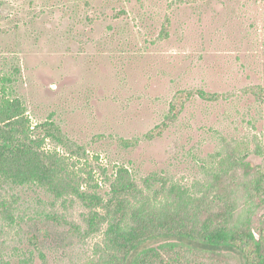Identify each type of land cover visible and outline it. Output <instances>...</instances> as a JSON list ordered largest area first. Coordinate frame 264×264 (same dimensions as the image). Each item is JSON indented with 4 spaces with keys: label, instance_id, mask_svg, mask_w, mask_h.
<instances>
[{
    "label": "rangeland",
    "instance_id": "374dc122",
    "mask_svg": "<svg viewBox=\"0 0 264 264\" xmlns=\"http://www.w3.org/2000/svg\"><path fill=\"white\" fill-rule=\"evenodd\" d=\"M258 83L264 0H0V103L19 99L32 125L54 120L85 146L76 172L104 200L120 169L146 190L153 173L191 185L203 165H224L227 143L264 161V104L243 93ZM197 89L228 97L196 96L162 137L119 143L161 123L178 91ZM0 190V264L107 263L103 232L86 242L57 239L67 225L49 212L87 226L89 210L75 195L64 202L9 183ZM143 199L165 203L153 192Z\"/></svg>",
    "mask_w": 264,
    "mask_h": 264
},
{
    "label": "trees",
    "instance_id": "16d2710c",
    "mask_svg": "<svg viewBox=\"0 0 264 264\" xmlns=\"http://www.w3.org/2000/svg\"><path fill=\"white\" fill-rule=\"evenodd\" d=\"M168 26L169 21L163 36H168ZM243 93L264 104V83ZM196 96L211 102L228 97L201 89L180 90L161 123L141 137H121L119 143L134 148L162 137ZM225 147L224 165H203L202 175L189 186L153 173L145 179L143 190L134 180L125 179L127 169H120L111 196L104 200L76 172L77 162L87 156L85 146L54 120L32 125L19 99L0 103V188L9 183L14 190L40 189L64 202L73 198L69 194L75 195L89 210L87 226L67 221L63 213L49 212L48 217L57 219L59 214L67 225L64 236L58 234L57 239L77 236L86 242L103 232L106 264H264V161L253 162L249 153L237 154L232 144ZM150 192L164 197L160 208L143 199ZM10 204L3 201L2 206ZM104 223L107 227L102 230ZM224 247L238 250L240 256Z\"/></svg>",
    "mask_w": 264,
    "mask_h": 264
}]
</instances>
